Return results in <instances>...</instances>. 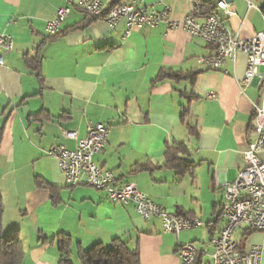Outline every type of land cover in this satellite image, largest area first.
<instances>
[{
    "label": "crops",
    "instance_id": "obj_1",
    "mask_svg": "<svg viewBox=\"0 0 264 264\" xmlns=\"http://www.w3.org/2000/svg\"><path fill=\"white\" fill-rule=\"evenodd\" d=\"M101 1L108 10L114 0ZM64 4L0 0V33L15 41L0 80L3 234L19 231L23 264H59L57 241L52 242L59 233L72 239V264L80 263V251L95 245L109 248L115 239L137 247L141 264H182L180 246L188 243L200 251L196 264H213L208 245L226 225L221 185L235 182L248 163L253 103L260 101L264 86L255 78L241 92L238 84L247 71L243 54L223 70L203 71L197 59L210 58L215 49L181 25L169 31L166 24L136 29L125 39L124 23L112 29L73 8L61 32L51 38L46 25ZM144 5L161 8L155 0H144ZM169 5L173 21L181 22L195 10L194 0H169ZM253 5L263 8L264 0H234L229 6L233 15L227 17L220 9L216 15L248 39L264 30L263 13ZM26 55L40 58L41 81L25 67ZM162 70L197 74V79L194 84L156 82ZM187 94L196 99L189 103ZM183 108L189 110L186 124L181 121ZM88 122L110 130L106 149L94 156L99 166L121 182L134 183L167 212L198 218L205 225L165 234L160 219L145 221L134 205L115 203L91 187L67 185L47 151L54 145L76 149L77 141L66 138L64 131L78 132L83 139ZM176 143L188 148L195 175L178 178L166 168L164 154ZM260 157L264 161V153ZM140 166L144 169L138 170ZM37 179L44 186H37ZM234 237L243 253L262 246L264 264V232L243 227Z\"/></svg>",
    "mask_w": 264,
    "mask_h": 264
},
{
    "label": "built area",
    "instance_id": "obj_2",
    "mask_svg": "<svg viewBox=\"0 0 264 264\" xmlns=\"http://www.w3.org/2000/svg\"><path fill=\"white\" fill-rule=\"evenodd\" d=\"M155 5L160 6V10L144 5V0H129L107 10L101 0H65V4L57 9L55 17L47 23L46 31L49 36L58 35L73 8L86 13L93 22L104 21L112 29L124 23L125 39H129L136 29H153L166 24L169 31L181 25L187 34L215 49V55L210 58L197 59L203 71L223 70L228 61H234L238 54H243L247 59V71L238 84L241 92L244 94L245 88L255 78L264 86V71H260L264 67V30L248 39H242L216 14L201 17L196 5L195 10L181 22L172 20L169 0H155ZM217 6L225 16L233 15L229 10L230 5L225 1H218ZM253 6L263 13L264 18V7ZM13 39L9 34L0 33V80L1 71L6 67V55L14 50ZM260 98L258 103H253L255 115L252 140L247 150L248 163L239 172L235 182L221 185L224 193L222 219L226 225L216 231L209 242L213 264H263L262 246H253L243 253L234 237L236 231L243 227L264 232V161L260 157L264 153V91ZM86 131L87 135L83 139L79 138L78 132L64 131L66 138L77 141L76 149L54 145L47 151V156L58 162L67 185L91 187L106 193L115 203L134 205L145 221L160 219L165 234L179 235L205 225L198 218L167 212L134 183L121 182L113 171L99 166L94 156L106 149L110 130L103 123L88 122ZM180 247L182 264H196L200 251L195 244L188 243Z\"/></svg>",
    "mask_w": 264,
    "mask_h": 264
},
{
    "label": "trees",
    "instance_id": "obj_3",
    "mask_svg": "<svg viewBox=\"0 0 264 264\" xmlns=\"http://www.w3.org/2000/svg\"><path fill=\"white\" fill-rule=\"evenodd\" d=\"M129 0H114L111 8H115ZM197 12L201 17L216 14L218 6L212 0H194ZM110 8V9H111ZM58 35L51 38H56ZM25 67L37 72L38 79L40 80V58L26 55L24 57ZM156 82L164 80H172L175 82L189 81L192 84L196 82L197 74L183 73V71L162 70L158 74ZM41 81V80H40ZM189 103L196 99V96L187 94L184 97ZM188 108H183L181 114L182 123L186 124L188 118ZM190 133H194V129L187 125ZM188 148L183 143H176L167 147L164 154L166 156V168L174 170L176 177L181 178L185 175H195V164L187 159ZM137 169H144L142 166ZM37 186H44V182L40 179L36 180ZM2 199L0 198V264H23L25 254L19 231H14L9 235L3 234V220L5 207ZM57 241L58 251L60 253L59 264H72L71 247L72 239L69 236L59 233L53 241ZM51 242V243H52ZM79 264H141V256L139 249L131 248L128 242L121 239H115L111 243V247L105 248L102 245H95L91 249L79 252Z\"/></svg>",
    "mask_w": 264,
    "mask_h": 264
},
{
    "label": "water",
    "instance_id": "obj_4",
    "mask_svg": "<svg viewBox=\"0 0 264 264\" xmlns=\"http://www.w3.org/2000/svg\"><path fill=\"white\" fill-rule=\"evenodd\" d=\"M223 1H225L227 4H229V5H230V4H232V3H233V1H234V0H223Z\"/></svg>",
    "mask_w": 264,
    "mask_h": 264
},
{
    "label": "rangeland",
    "instance_id": "obj_5",
    "mask_svg": "<svg viewBox=\"0 0 264 264\" xmlns=\"http://www.w3.org/2000/svg\"><path fill=\"white\" fill-rule=\"evenodd\" d=\"M213 1H218V0H213ZM262 13V12H261Z\"/></svg>",
    "mask_w": 264,
    "mask_h": 264
}]
</instances>
